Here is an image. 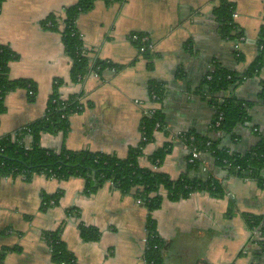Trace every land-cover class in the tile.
<instances>
[{"label":"crops","instance_id":"crops-1","mask_svg":"<svg viewBox=\"0 0 264 264\" xmlns=\"http://www.w3.org/2000/svg\"><path fill=\"white\" fill-rule=\"evenodd\" d=\"M229 1L235 5V21L244 33L238 42L223 36L213 13L219 0H97L79 16L77 29L90 56L115 67L107 68L99 78L89 75L74 83L61 33L43 22L55 14L62 27L66 8L76 0H6L0 12V44L19 55L10 64V77L34 80L37 95L31 100L21 88L7 94L0 138L42 118L54 80L60 78L65 82L60 91L82 94L84 109L70 117L65 134H43L44 148L126 157L141 141L145 109L157 107L163 127L143 148L140 166L154 168L151 156L167 146L170 152L157 169L178 179L190 163L191 151L184 140L189 131L214 137L220 147L232 152H247L264 138V66L224 94L250 103L248 121L230 134L213 130L217 107L203 85L216 64L241 74L261 53L258 40L264 25V0ZM132 33L150 36L149 59L132 42ZM237 49L242 60L236 58ZM152 82L164 84L160 104L150 101ZM199 160L200 175L224 180L225 196L195 192L181 200H164L152 214L164 241L163 262L264 264V254L255 240L251 242L246 221L247 214L264 216V187L247 176L227 177L210 153ZM86 187L87 180L81 176L63 180L37 174L27 180L0 175V264H59L52 259L46 240L47 232L57 230L74 254L75 264H145L147 209L132 193L125 194L109 182L91 193ZM44 195H57V203L43 205ZM80 224L97 227L100 238L84 240Z\"/></svg>","mask_w":264,"mask_h":264},{"label":"trees","instance_id":"trees-1","mask_svg":"<svg viewBox=\"0 0 264 264\" xmlns=\"http://www.w3.org/2000/svg\"><path fill=\"white\" fill-rule=\"evenodd\" d=\"M0 0V12L3 3ZM97 0H76L68 6L62 18L55 14L49 15L43 22L46 28L57 30L61 33L65 52L71 58V80L74 83L83 82L91 70H96L101 77L107 68L115 67L111 62L92 58L85 48L83 39L77 29V20L82 13L90 11ZM107 3L123 0H104ZM221 24L223 36L240 41L244 33L236 24L234 13L235 5L229 0H219L213 11ZM260 56L243 73L228 70L220 64L205 77L203 85L208 87L212 96V103L224 112L220 126H213L215 132L230 134L234 128L246 123L249 119L248 109L250 103L238 100L233 95H224L236 88L245 78L258 74L264 66V25L258 40ZM138 46V43H135ZM263 46V47H262ZM262 47V48H261ZM139 48V47H138ZM146 58L151 57V51L142 53ZM238 60L243 59V54L238 49L235 51ZM19 57L10 46L0 44V115L6 111L5 98L8 93L16 89H25L31 100L37 95V84L30 78L10 77V64ZM150 66L152 63L150 62ZM56 81V82H55ZM53 92L49 98L46 111L42 118L32 122L14 134L0 138V175L23 176L30 179L34 175L43 174L56 179H68L81 176L86 178V191H95L105 183H112L123 193H132L148 211L147 235L148 242L145 247L146 264H165L162 259L164 241L160 237L156 221L152 214L161 208L167 198L172 201L189 197L195 192H209L215 197L225 196L224 180L214 176L200 175V160L190 162L186 173L178 179H172L169 174L157 169L170 152L167 146L160 147L152 156L151 161L155 167H142L139 158L143 148L154 138L156 125L163 127V115L160 109L153 117H144L143 124L147 140L140 141L138 146L130 148L126 157H118L100 151L72 150L62 147L60 150H51L41 146V138L45 133H66L70 126V117L84 109V104L77 98V94L67 95L66 100L60 99V87L65 84L63 79L54 80ZM32 92V93H31ZM153 93L158 99H153ZM165 93L164 84L152 82L149 89L150 101L160 104ZM217 96V97H216ZM224 96L225 102L220 104L218 98ZM262 98L264 99V82ZM245 103V105H244ZM217 118L215 116L214 122ZM28 137L31 141L28 145ZM193 137V139H192ZM185 142L191 147H197L202 154L210 153L218 169L229 176L250 177L261 187H264V138L243 154L232 152L229 148L220 147L218 140L210 136H200L193 131L185 133ZM191 158V154H190ZM57 195H44L43 205L47 206L51 200L57 203ZM246 221L251 230H258L255 239L257 247L264 254V216L246 215ZM81 236L86 241H97L101 231L95 226L79 225ZM46 240L54 262L59 264H75L74 254L67 248L60 237V230L46 233ZM4 256V255H1Z\"/></svg>","mask_w":264,"mask_h":264},{"label":"built area","instance_id":"built-area-1","mask_svg":"<svg viewBox=\"0 0 264 264\" xmlns=\"http://www.w3.org/2000/svg\"><path fill=\"white\" fill-rule=\"evenodd\" d=\"M237 16V14L236 13H234V18ZM130 38H131V40H132V42H134V43H138V47H139V51L141 52V53H143V52H145V51H147V50H152V47H153V44H152V40H151V38H150V36L148 35V34H143V33H132L131 35H130ZM243 38H241V40H242ZM239 46V44H237V47ZM263 47V46H262ZM261 47V48H262ZM89 75H93V76H95V77H100L99 76V74L97 73V71L96 70H91L90 71V73L86 76V77H88ZM241 77L243 78V79H245V77H244V75H241ZM86 79V78H85ZM56 82V81H55ZM54 82V83H55ZM61 88V87H60ZM61 92V91H60ZM32 93V92H31ZM62 93V92H61ZM66 97H67V95H64L63 93H62V96H60V99H62V100H66ZM153 99L155 100V98L156 99H158V96L155 94V93H153ZM77 98L80 100V102L82 103V104H84L83 103V97H82V94L81 95H79V94H77ZM162 102V101H161ZM218 102L220 103V104H222V103H224L225 102V97L224 96H221V97H219L218 98ZM245 105V104H244ZM157 107H151V108H147V109H145V111H144V117H150V118H153L156 114H157ZM217 118H216V120H215V122H214V126H216V127H218V126H220V124H221V122H222V120H223V118H224V112L220 109V107H217ZM160 125H159V123H157V125H156V131L157 130H159L158 129V127H159ZM144 128H145V125L143 124V121H142V126H141V141H145V140H147V137H146V135H145V131H144ZM255 130H258L257 128H255ZM184 139H185V135H184ZM192 139H193V137H192ZM31 141V138L30 137H28V140H27V142H28V145H29V142ZM188 145V144H187ZM189 146V145H188ZM189 148H190V151H191V158H190V162H194V161H196V160H198V159H200V157H201V155H202V153H201V151L200 150H198L197 149V147H194V148H191L190 146H189ZM19 177H22V178H24L23 176H19ZM110 184L111 185H113L111 182H110ZM138 202L139 203H141V201L140 200H138ZM50 204H54V200H51V202H50ZM257 236H258V230H251V242H253V240H255L256 238H257ZM148 242V235L146 236V238H145V244ZM145 264H146V261H145Z\"/></svg>","mask_w":264,"mask_h":264}]
</instances>
